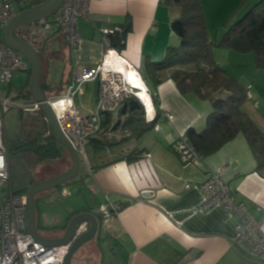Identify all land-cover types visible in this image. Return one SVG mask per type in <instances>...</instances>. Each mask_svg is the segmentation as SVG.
<instances>
[{
	"label": "crops",
	"instance_id": "obj_1",
	"mask_svg": "<svg viewBox=\"0 0 264 264\" xmlns=\"http://www.w3.org/2000/svg\"><path fill=\"white\" fill-rule=\"evenodd\" d=\"M10 1L17 13L39 6L46 0ZM91 2L89 20L77 21L82 39L78 48L71 49L62 32L40 36L49 56L44 77L53 89L47 98L63 95L76 73L102 61L106 52L104 30L129 28L126 46L120 55L125 66L137 70L140 75L147 72L148 63L162 61L169 46L176 47L181 41L180 36L173 32L171 23L179 15V10L166 0ZM256 2L258 0H201L210 39L214 41L209 31L215 23L224 21L243 3H246L244 7L247 9ZM28 28L39 31L32 24ZM26 30L20 27V32ZM221 52L228 54V57L235 55V52L227 48L214 49L217 64L227 70V65L218 56ZM111 60L115 62L114 58ZM119 67L124 68V65L120 63ZM140 78L145 85L143 90L149 89ZM30 82L31 76L25 86L16 90L17 83L12 80L7 93L15 99L24 97L23 103L31 104L34 100L29 90ZM95 87L97 93L93 98L97 105V82ZM245 87L251 92L250 84ZM22 91L26 93L25 96L20 95ZM153 92L159 98V105L157 108L154 106L159 113L154 127L141 140L123 141L124 135L129 134L126 132L123 135L121 129L115 130V126L105 134L99 132L95 135L104 145L97 146L94 156L109 153V157L105 161H94L95 165L86 160L87 168L83 173L80 170L71 182L60 185L58 195L65 197L67 204L46 205V210L52 208L51 223L44 220L46 206L39 208V233L48 239H61L75 216L90 213L99 222V230L95 238L78 250L72 259L73 264H263L246 257L236 247L237 218L228 216L222 207L208 211L198 209L203 201L201 184L219 167H224L223 179L233 192L234 201L247 204L250 214L261 220L264 227V177L256 171V159L249 142L243 134L238 135L218 152L206 156L201 167L186 164L177 153L175 144L189 128L199 132L204 130L212 106L193 92L182 93L170 78L154 86ZM146 93L148 101L143 100L150 109L152 100ZM251 93L255 100L259 99L255 92ZM77 96L74 100L79 111L85 115L92 114L85 107L84 100ZM244 108L264 132V108L260 105L255 107L251 102L246 103ZM141 111L145 115V109L141 108ZM167 112L174 116L173 120L159 121V117ZM123 119L114 114V125ZM34 128L25 129L29 139L35 138ZM39 136L41 139L47 138L44 134ZM107 136L109 144H105ZM5 140L8 145L6 128ZM91 141L86 148L95 146ZM57 147L60 150L59 158L44 160L50 163L43 161L48 169L37 164V170H43L37 182L47 181L71 168L70 157L59 141ZM9 149L8 145V152ZM132 152L137 153L139 158L129 161L127 156ZM8 165L12 181L10 152ZM111 203H119L123 209L106 224L101 207Z\"/></svg>",
	"mask_w": 264,
	"mask_h": 264
},
{
	"label": "built area",
	"instance_id": "obj_2",
	"mask_svg": "<svg viewBox=\"0 0 264 264\" xmlns=\"http://www.w3.org/2000/svg\"><path fill=\"white\" fill-rule=\"evenodd\" d=\"M91 3V0H63L62 5L52 13L50 18L32 25L39 31L58 30L62 32L70 48L74 50L82 41L77 21L79 19L89 20ZM15 14L13 2L0 0V187L11 183L4 115L13 107H22L27 112L40 111L37 103H19L7 93L13 74L18 71H28L31 67L24 54L14 50L3 40L4 27ZM110 33L112 31H103L106 52L102 61L97 65L84 67L81 72L76 73L63 95L48 98L49 104L56 113L62 133L84 161H86L85 147L101 130L104 114L108 112L118 116L123 112L125 104L133 99H140L138 89L128 81L125 74V71L128 72L131 68L125 66L121 53L111 47L107 36ZM112 57L117 63L111 60ZM119 62L124 65V68L119 67ZM134 71L140 76L137 70ZM92 81L97 82L99 87L97 108L92 115H85L79 111L74 99L81 87ZM247 93L249 101L255 107H259L253 93L250 91ZM140 101L145 109L146 121L155 122L158 113L154 105L152 104L153 110L151 111L143 99ZM173 118L174 116L167 112L159 117V121H172ZM43 121L49 124L46 116ZM175 145L177 153L186 164L196 167L203 165L201 156L198 155L186 134H183ZM224 171V167H219L210 174L207 181L201 184L203 201L198 209L208 211L215 207H222L228 216L237 218L235 223L236 247L246 257L264 264L262 221L250 214L247 204L234 201L233 192L223 179ZM27 206L26 194H18L11 189L10 195L4 200L0 189V264H65L64 259L71 250L72 244L77 238L87 233L90 223L87 221L81 223L70 242L47 246L32 237L29 225H27ZM122 209L123 205L119 203L102 206L101 213L104 223L111 222V219L117 216Z\"/></svg>",
	"mask_w": 264,
	"mask_h": 264
},
{
	"label": "trees",
	"instance_id": "obj_3",
	"mask_svg": "<svg viewBox=\"0 0 264 264\" xmlns=\"http://www.w3.org/2000/svg\"><path fill=\"white\" fill-rule=\"evenodd\" d=\"M166 1L179 10V15L171 23L173 32L180 36L181 41L176 47L169 46L162 61L148 63L147 72L141 74L145 84L152 89L150 96L154 106L157 108L159 105V98L153 92V87L160 85L165 78L173 80L182 93L193 92L202 100L209 101L212 111L206 117L204 130L199 132L194 128H189L186 131L198 155L204 160L206 156L218 152L229 141L243 134L254 153L256 171L264 177V132L249 117L244 108L245 104L250 102L247 93L249 90L236 78L230 76L227 70L221 68L214 57L216 48H227L236 53H252L255 57L256 68L264 69V0H258L246 14L231 24L219 41L210 39L201 0ZM128 31L129 28L116 27L112 33L107 35L112 49L122 53L126 46ZM37 32L39 36L46 37L48 34L60 31L41 30ZM18 33L26 40L20 30ZM31 42L42 58L44 67L41 89L43 94L49 97L48 93L53 89L44 77L45 64L49 56L44 41L41 43L40 39L35 40L37 45L33 43L34 41ZM25 94L23 91L20 93L22 96ZM134 100L138 107H132L130 103L126 108V113L122 112L117 116V118L124 117V119L118 120L115 125L113 123L114 114L106 112L99 132L105 134L115 126V130L121 129L123 135L126 132L129 134V136L124 135L123 141L141 140L154 127L156 120L151 123L146 122L144 112L141 111L143 106L138 99ZM36 112L44 118L41 111ZM44 135L49 141L37 145V154L42 156L39 160L59 158L58 140L48 124ZM94 138L91 141L94 145L100 147L104 145V142L95 136ZM105 144H109V141H105ZM138 158L135 152L127 156L129 161ZM27 193L24 194L27 195Z\"/></svg>",
	"mask_w": 264,
	"mask_h": 264
},
{
	"label": "rangeland",
	"instance_id": "obj_4",
	"mask_svg": "<svg viewBox=\"0 0 264 264\" xmlns=\"http://www.w3.org/2000/svg\"><path fill=\"white\" fill-rule=\"evenodd\" d=\"M246 3H243L242 6L240 7H236V9L231 13L229 17L224 18V21H219L215 23L216 25L211 29V31H209L210 33H212L214 41H219L224 36L226 29L231 24L235 23L238 18H241L244 14L248 12V10L251 8L253 4L251 3L248 6V8L245 9L244 6H246ZM22 28L28 29L26 31H23L24 33L21 32L23 36L26 37V40L30 42L34 41L33 43L36 44L35 40L40 39L39 38L40 36L37 33V31L28 28V26H23ZM225 52H221L218 56L223 60L224 65L225 66L227 65L226 69L229 71L230 73L229 75L230 76L232 75L234 78L240 81L244 86L250 84L251 92L253 91L257 94V96L259 97L258 99L259 101L257 100V102L260 105V107L264 108V69L260 70L256 68L255 57L253 56L252 53L244 54V53L235 52V55H232L231 58L228 57V54H226ZM30 76H31V69L29 71H18L14 73L12 76V80H14V82L17 83V84L14 83L15 85H17L16 90H19L23 86H25ZM95 85L96 82L86 84L81 87L80 92L77 94L78 95L77 98L80 99L81 97L84 100L85 107L91 110V112L93 113H95L97 108L96 100L93 98V96L95 97L97 93V87H95ZM15 100L19 103L25 102L24 97H20V99H15ZM4 116H5L4 127L6 128V139L8 140V145L10 148L9 152L11 155L12 177H13L11 181V185L6 184L0 187L2 197L5 200L10 195L11 189H13V191L18 194L27 193L30 189L28 187L32 183L35 184L38 178H41V174L43 170L41 169L40 171H38L37 167L39 166H37V164L38 165L41 164L42 168L48 169V166L43 163L44 160H39V158H42V156L37 154L36 149H37V145L46 143L49 141V139L48 138L41 139L39 136V134L43 135L45 133V130L47 129V125L44 123L41 115L36 111L27 112L22 107L20 108L13 107ZM26 127L31 128V130H33V128L35 127L34 128L35 138L29 139L28 134L25 133ZM107 140H109L108 136L105 141ZM8 145H7V149H8ZM97 149L98 148L96 145L91 148L85 147L86 160L91 165H95L94 161L97 160L105 161L110 155L109 153H98V155L94 156V154H96L94 151ZM80 161H81L80 170L83 173L84 170H86L87 165H86V161H84L82 157H80ZM9 170H10V166H9ZM10 174H11V170H10ZM60 188L61 187L48 190V192L44 193L45 194L44 197L40 196L41 195L40 194L39 195L40 197L38 196L36 198L37 212L39 211L40 207L44 208L47 204L50 203H57L58 205L67 204L65 203L67 199L65 197H61L60 195H58ZM46 208L47 206L43 211L46 214L44 216V220L47 221L48 223H51L53 218V212H51L50 210L52 208L49 207L48 210H46ZM50 214L52 216H50Z\"/></svg>",
	"mask_w": 264,
	"mask_h": 264
},
{
	"label": "water",
	"instance_id": "obj_5",
	"mask_svg": "<svg viewBox=\"0 0 264 264\" xmlns=\"http://www.w3.org/2000/svg\"><path fill=\"white\" fill-rule=\"evenodd\" d=\"M62 2L63 0H47L39 6L17 12L4 27L3 40L14 50L24 54L28 60L29 65L31 66V82L29 90L32 94L34 100L33 102L39 105L41 113L48 118L49 126L51 127L55 138H57L63 149L66 150L72 162L71 168L68 171L59 174V176L47 179V181L36 182L30 187L27 193V225H29V231L36 241H40L42 244L47 246L63 245L64 243H68L73 240L77 227L83 221L89 220V222H91L90 229L87 231V233L75 240L71 246V250L64 259L65 264H73L72 259L78 250L97 235L99 230V222H97V219L92 214L84 213L75 216L71 220L64 233V236L61 239H48L44 236H41L39 233L37 224L38 212L36 198L40 194L48 192V190L58 188L60 185L69 183L72 181V179L76 178L79 175L81 161L76 149H74L72 144L62 133L60 125L58 124L56 113L54 112L53 108L48 102V98L43 94V90L41 89L44 67L42 64L41 55L30 42L26 41L18 33V28L20 27L35 24L40 22V20L50 18L52 13H54L62 5ZM130 103L132 107H138V104H136L134 99L131 100ZM130 103L125 104L123 107V113H126V108Z\"/></svg>",
	"mask_w": 264,
	"mask_h": 264
},
{
	"label": "bare ground",
	"instance_id": "obj_6",
	"mask_svg": "<svg viewBox=\"0 0 264 264\" xmlns=\"http://www.w3.org/2000/svg\"><path fill=\"white\" fill-rule=\"evenodd\" d=\"M113 58V57H112ZM111 58V59H112ZM116 62V61H115ZM117 63V62H116ZM126 74V76H127V78H128V81H130V83L132 84V85H134V87L136 88V89H138V97L141 99V97H143L142 99H147V101H148V97H147V93L146 92H148L147 91V89L146 90H143V89H145V85H143V82H142V79L139 77V75L137 74V73H135V71L133 70V69H130L129 71H128V73H125ZM145 91V92H144ZM141 99V100H142ZM151 111L153 110L152 109V105H151Z\"/></svg>",
	"mask_w": 264,
	"mask_h": 264
},
{
	"label": "clouds",
	"instance_id": "obj_7",
	"mask_svg": "<svg viewBox=\"0 0 264 264\" xmlns=\"http://www.w3.org/2000/svg\"><path fill=\"white\" fill-rule=\"evenodd\" d=\"M140 77H142V75H140ZM143 78V77H142ZM144 81V80H143ZM145 83V82H144ZM147 91H148V94H149V96H150V92H149V89H148V87H147ZM151 97V96H150ZM138 100H140V99H138ZM151 100H152V104H153V99H152V97H151ZM140 103H141V101H140ZM141 105L143 106V103H141ZM154 105V104H153ZM144 109V108H143ZM145 116V115H144ZM156 120V119H155ZM27 196V195H26ZM90 229V228H89Z\"/></svg>",
	"mask_w": 264,
	"mask_h": 264
},
{
	"label": "flooded vegetation",
	"instance_id": "obj_8",
	"mask_svg": "<svg viewBox=\"0 0 264 264\" xmlns=\"http://www.w3.org/2000/svg\"><path fill=\"white\" fill-rule=\"evenodd\" d=\"M20 30V28H18V31Z\"/></svg>",
	"mask_w": 264,
	"mask_h": 264
}]
</instances>
